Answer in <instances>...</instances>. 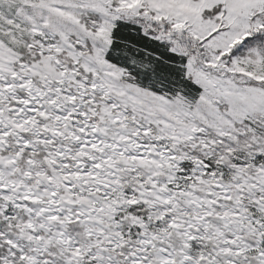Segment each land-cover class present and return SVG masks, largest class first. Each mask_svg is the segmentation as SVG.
<instances>
[{"label": "snow or ice", "instance_id": "snow-or-ice-1", "mask_svg": "<svg viewBox=\"0 0 264 264\" xmlns=\"http://www.w3.org/2000/svg\"><path fill=\"white\" fill-rule=\"evenodd\" d=\"M0 264H264V0H0Z\"/></svg>", "mask_w": 264, "mask_h": 264}]
</instances>
